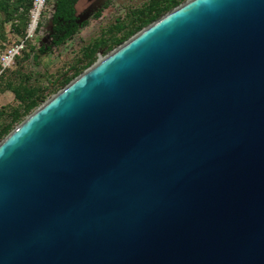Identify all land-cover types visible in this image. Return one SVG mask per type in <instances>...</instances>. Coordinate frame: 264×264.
Returning a JSON list of instances; mask_svg holds the SVG:
<instances>
[{"label": "water", "instance_id": "obj_1", "mask_svg": "<svg viewBox=\"0 0 264 264\" xmlns=\"http://www.w3.org/2000/svg\"><path fill=\"white\" fill-rule=\"evenodd\" d=\"M0 264H264V0H187L2 139Z\"/></svg>", "mask_w": 264, "mask_h": 264}, {"label": "rangeland", "instance_id": "obj_2", "mask_svg": "<svg viewBox=\"0 0 264 264\" xmlns=\"http://www.w3.org/2000/svg\"><path fill=\"white\" fill-rule=\"evenodd\" d=\"M24 1L0 0V53L26 36L35 0H32V6L29 9H26ZM108 1L107 8L103 9L98 18H92L95 13L93 12L88 17V24L81 28L69 41L61 46H54L51 40V19L55 0H45V2L43 0L42 12H40V18H38V27L35 34L29 37L25 50L0 82V128L9 123L10 110L19 105L15 93L10 91L9 86L16 87L19 81H24L26 78L25 81L29 80V85L45 87L48 81L59 77L70 69L75 61L80 60L86 47L106 38L114 25L118 23L126 24L131 19L132 12L140 9L149 0ZM91 4L89 0H79L76 5L77 17L88 11ZM6 6L9 7L5 8ZM24 25L26 27L21 32ZM42 45L49 47V50L34 59L31 48L36 47L37 49ZM111 51L106 53L99 51L94 63ZM53 95H50L48 99Z\"/></svg>", "mask_w": 264, "mask_h": 264}, {"label": "trees", "instance_id": "obj_3", "mask_svg": "<svg viewBox=\"0 0 264 264\" xmlns=\"http://www.w3.org/2000/svg\"><path fill=\"white\" fill-rule=\"evenodd\" d=\"M79 0H55L54 12L51 19V40L54 46H61L69 41L78 31L85 27L89 19L81 24L77 23L76 5ZM187 0H149L140 9L132 12L131 19L126 23H118L114 25L106 38L99 40L92 45L86 47L83 51L82 58L75 61L72 67L66 70L59 77L47 82L45 87L29 85L25 78L24 81H19L16 87L9 86L10 91L15 93L19 105L12 108L9 112L10 121L8 124L0 128V141L4 139L16 125H19L24 119L33 113L41 104H43L50 95L56 94L58 91L68 85L73 79L79 76L83 71L88 69L96 60L99 51L104 53L109 52L136 33L160 19L165 14L169 13ZM23 3L26 9L32 6V0H25ZM109 1L98 9L92 18H98L103 9L107 8ZM6 6L5 8H8ZM27 25V24H26ZM26 25L22 28L24 31ZM22 34V33H21ZM42 45L36 49L32 47L34 59H37L40 54L49 50V47ZM6 71L0 78V82L4 79Z\"/></svg>", "mask_w": 264, "mask_h": 264}, {"label": "built area", "instance_id": "obj_4", "mask_svg": "<svg viewBox=\"0 0 264 264\" xmlns=\"http://www.w3.org/2000/svg\"><path fill=\"white\" fill-rule=\"evenodd\" d=\"M39 1L40 0H35V2H34V9L31 12V20L28 24L26 36L23 39H20L18 42L12 44L11 46H8L6 49H4L0 53V78L3 76V74L6 71H8L12 68L16 59L18 57H20L21 54L23 53V51L25 50L26 42L29 39V37H31L32 35L35 34L36 29L38 27V21H37V25H36V28L34 29V31L30 32L29 30H30V27L32 24V18H33L34 10L36 9V5ZM44 2H45V0H44ZM39 18H40V16H39Z\"/></svg>", "mask_w": 264, "mask_h": 264}, {"label": "bare ground", "instance_id": "obj_5", "mask_svg": "<svg viewBox=\"0 0 264 264\" xmlns=\"http://www.w3.org/2000/svg\"><path fill=\"white\" fill-rule=\"evenodd\" d=\"M42 3H43V0H40L36 5V9L34 10V13H33L32 24L29 30L30 32H33L34 29L36 28L37 21H38V18H39L41 9H42Z\"/></svg>", "mask_w": 264, "mask_h": 264}, {"label": "crops", "instance_id": "obj_6", "mask_svg": "<svg viewBox=\"0 0 264 264\" xmlns=\"http://www.w3.org/2000/svg\"><path fill=\"white\" fill-rule=\"evenodd\" d=\"M89 1H91V3H93L95 0H89ZM106 3V2H105Z\"/></svg>", "mask_w": 264, "mask_h": 264}]
</instances>
